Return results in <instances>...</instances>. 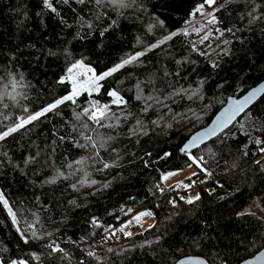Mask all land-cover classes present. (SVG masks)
Returning a JSON list of instances; mask_svg holds the SVG:
<instances>
[{
    "label": "trees",
    "instance_id": "obj_1",
    "mask_svg": "<svg viewBox=\"0 0 264 264\" xmlns=\"http://www.w3.org/2000/svg\"><path fill=\"white\" fill-rule=\"evenodd\" d=\"M51 2L58 14L43 8L42 0H0V132L68 95L70 83L59 81L72 62L83 61L100 74L126 56L146 54L100 81L98 92H82L75 104L66 101L0 141V192L26 236L32 224L41 237L30 239L29 249L0 205L5 264L10 259L172 264L185 255H200L208 264H238L258 251L264 245V218L239 210L260 194L264 199V94L222 133L181 152L184 140L206 125L229 95L238 96L264 79V19L249 24L252 0H216L215 27L229 39L217 43L219 52L211 63L176 32L204 0H136L123 9L107 3L97 7L94 0ZM254 3L260 7L253 15L264 13V0ZM174 32L157 47L142 50ZM197 81L203 93L200 105L179 95L183 90L189 96ZM111 90L126 103H109ZM92 101L109 105L114 117L102 123L113 127H99L83 115L76 120ZM195 115H200L196 123ZM81 132L114 139L104 148H82ZM81 160L83 164L76 163ZM103 163L110 167L104 169ZM188 165L194 172L185 182L205 174L211 179L193 190L198 200L187 203L193 198L190 192L171 205L164 198L167 190L158 188L161 177ZM125 205L131 210L121 213ZM141 209L150 211L153 224L119 236L116 243L107 241V230L115 235L112 228ZM49 244L63 251L52 252ZM88 248L95 256L87 255Z\"/></svg>",
    "mask_w": 264,
    "mask_h": 264
},
{
    "label": "snow or ice",
    "instance_id": "obj_2",
    "mask_svg": "<svg viewBox=\"0 0 264 264\" xmlns=\"http://www.w3.org/2000/svg\"><path fill=\"white\" fill-rule=\"evenodd\" d=\"M59 2H62L64 4H68L69 0H59ZM77 2L80 4H84L85 0H77ZM94 2H95L97 7L103 6L105 3H107L108 5H111L114 8L123 9V8H131L136 3V0H94ZM231 2H233V0H225V4H228ZM252 2H253V7H252L251 11H249L247 13V15L250 17L249 24H252L257 20L264 19V13L253 15V13L256 12V10L260 7V5L255 4L254 0H252ZM215 3H216V0H204V3L199 5L195 9L196 13H200L201 15H207L208 17H210L207 20V23L210 25H215L217 23V19L213 13H206L205 14L204 13V6L208 5L209 7H212ZM42 6H43V8L48 9L52 13H57V9L53 6V2H51V0H42ZM220 7L223 8L224 5H221ZM214 11H218V9H214ZM115 23H116L115 21L112 22V24H115ZM160 23H161V25L163 24L162 21H160ZM111 26L112 25H110L109 27H111ZM89 27H91V25H89ZM107 30L108 29H105L104 31H107ZM217 31H219V30H217ZM228 31H231V29H228ZM101 35H103V32L101 33ZM174 35H176L175 32L171 33L169 36L165 37L164 40L171 39V37ZM202 39H208V36L205 35ZM163 42L164 41H160V43H163ZM225 43H228V41H225ZM157 46H158L157 44H153L147 50H151L152 48H155ZM145 54H146L145 52H137L133 55H130L127 58L122 59L119 63L113 65L111 68H109L108 70H106L100 74H96V72L91 67H88L87 65H85L83 61H76L67 69V76L59 81L60 83H64L65 81L72 83L71 93L68 95H65L61 98L55 99L52 103L48 104L46 107H44L40 111H37L35 113H29L27 116H24V117H19L16 123L8 126L6 128V130L0 132V141L5 140L11 134L19 131L22 128H25L27 125L32 124L34 121L39 120L41 117L45 116V114H47L49 112H53L55 109L58 108L59 105L64 104L66 101H71L73 104H75L76 103V97H78L82 92L86 91V92H88L89 95H91L93 92H98L100 87H101V85L99 83L100 81H103L107 77L112 76L113 74L118 72L120 69L124 68L126 65L133 64L141 56H143ZM82 75L85 76L86 79L83 81H80L79 77ZM14 88H15V85H14ZM258 91H262V89H257L255 91L249 93V95L247 97H245L243 103H247L249 100H251L252 97H254ZM16 95H20V93H16ZM108 95L113 98L112 103L116 104L117 106L126 103L124 98L122 96H120L119 93L115 90L109 91ZM15 98L16 97L13 96V99H15ZM140 98H141L140 96L137 97V99H140ZM147 99H152V97H148ZM243 103L237 102L236 111H239L240 108L243 107ZM24 111L28 112V109L25 108ZM232 114L234 115L235 112H233ZM82 115L87 116V118L89 120H91L93 123L97 124L99 127H105V126L113 127V125H111V124L105 125L104 123H102V121L110 120L114 117V114L110 115V107L108 104H100L99 101H92L91 106L89 108H84L81 113L76 114V116H75L76 120L79 121ZM5 119H7V117H5ZM116 119L118 120V117H116ZM230 119H231V116L228 117V120H230ZM228 120H222L220 123H218L217 127L222 128V127L226 126ZM138 123H140V122L138 121ZM82 127L84 129L89 128V126L87 124H83ZM77 130L78 129H76L74 127V131H77ZM93 131H95V130H93ZM215 133H216V129L213 128L207 133V135H214ZM80 134L83 137V139L85 140L84 144L78 145L79 147H82V148H89V147L91 149L104 148L105 144L107 143L108 140L114 139V137H111V136H109L105 139L104 137L100 136L98 133H97V136L95 139L93 138V136L85 135L83 132H81ZM205 135H206L205 133H198L195 136H193L191 139V142L185 144L184 147L181 148V152L187 153L189 149L193 148L194 146L197 145L198 142L202 141L204 139ZM60 139L63 140L64 137H60ZM256 143L260 144L262 142L257 140ZM260 151L264 152V148H261ZM99 155H100L99 151H96L94 153V156L97 158L99 157ZM168 155H169V153L164 154V156H168ZM189 158L193 159V163H196L198 167L200 166L199 161H197L196 159H194L191 156ZM31 159H33V158H29V160H31ZM200 159L202 160L203 158L201 157ZM28 162L29 161H26L25 163H28ZM83 162L84 161H82V160L76 161L77 164H83ZM257 163H259V162L257 161ZM108 167H110V165L108 163H103L104 169H107ZM201 170L205 171V172L207 171L206 169H203V168H201ZM58 175H63V173H58ZM168 175H173V173H169ZM193 175H195V173ZM48 182L51 183L54 181H48ZM92 183H95V181H92ZM73 187H75V185H73ZM185 187H188V186L186 185ZM199 198H200L199 195H197L196 197L189 198L186 202L191 204V203H193L194 200H198ZM0 205H2L3 208L7 211L8 217L11 219L13 226L16 227L17 233L20 235L21 240L25 244H27L30 239L36 240V239L41 238L37 234L36 230H34V227L32 224L28 225L29 229H33L30 232V235H28V236H26L24 234V232L17 226L18 225L17 213L13 211V209L9 205L8 200L5 198V196L2 192H0ZM150 214L151 213H140L136 217V219L139 220L140 216L150 215ZM95 223H96V221L94 219L93 224H95ZM121 231H122V229H121ZM49 235H51V234L49 233ZM125 235H131V233H125ZM47 247L51 248L52 252H62L63 251V249L59 248V246H53V244H49V245H47ZM5 250L6 249H0V251H5ZM108 251L111 252V251H113V249L109 248ZM31 255H32L33 259H39V257L35 253H32ZM87 255L88 256H95V253L93 251H88ZM262 255H264V254H262ZM257 259L259 260V259H261V257H257ZM0 264H5V261L3 260L2 257H0ZM7 264H28V262L24 259H10L9 261H7ZM81 264H84V262L81 261ZM180 264H184V262L181 261ZM246 264H247V262H246Z\"/></svg>",
    "mask_w": 264,
    "mask_h": 264
},
{
    "label": "rangeland",
    "instance_id": "obj_3",
    "mask_svg": "<svg viewBox=\"0 0 264 264\" xmlns=\"http://www.w3.org/2000/svg\"><path fill=\"white\" fill-rule=\"evenodd\" d=\"M198 6H196V8ZM212 8H214V5L212 7L205 5L204 6V13L205 14L206 13H212ZM195 9L191 13V15L187 18V20L183 23V25L176 32L181 33L187 39L189 46L192 50L197 51L203 57L208 56V58L210 59V63H211L214 59L217 58V54L219 52V50L216 47L217 43H221L224 40H228L229 35L226 36V33H224L223 31H217L215 25H210L207 23V20L210 17H208L207 15H201L200 13H196ZM170 34L171 33L165 34L161 39L156 41L154 44L159 45L160 41L164 40V38L169 36ZM205 35L208 36V39H202ZM150 46H146L142 50L145 51V50L149 49ZM127 57L128 56H126L125 58H127ZM76 61H80V60H76ZM76 61L72 62L66 68V71H65L62 78L67 76V69ZM85 79H86V77L83 75L79 77L80 81H83ZM201 87L202 86H201L200 82L197 81V84L195 85V89H193V92L189 96L184 95L183 90L179 91V95L184 96L186 99H187V97H189L191 100H197L198 101L197 105H200L203 103V102H201V100L203 99V93H202ZM71 91H72V83H70L69 94L71 93ZM86 93H88V92H86ZM216 95H217V93L215 94V96ZM112 100H113V98L110 97L109 103L113 104ZM114 105H116V104H114ZM196 112H200V111L194 110L193 114ZM204 112H205V109H203L202 113H204ZM193 117H194L195 123L197 121H199V119H200V115H195ZM238 123L243 125L241 123V121L240 122L238 121ZM193 172H194V169H193L192 165L185 166L184 168L179 169V170L167 172V173L162 175V177H161L162 183L161 184L165 187V189L166 188L169 189L172 187L173 184L177 185V184L185 183L184 178L190 176ZM169 173H173V175H168ZM195 195H196V191H194V192L192 191L188 197H193ZM140 213H150V211L148 209H141L139 211H136L134 214H131L129 217H127L122 222H120L119 224H117L116 226H114L112 228L115 235L125 237V236H128V235H125V233L133 234V233L139 232V231L149 227L151 224H153L154 219H153L152 214L140 216L139 220H137L136 217ZM239 213H241V214L247 213V214H252V215L259 217V218H264V199L262 198V195L260 194V195H258V197H255L252 200H250L249 202H247L239 210ZM17 226L26 235V231L21 227V225L19 223ZM121 229H122V231H121ZM25 245L30 249L29 242Z\"/></svg>",
    "mask_w": 264,
    "mask_h": 264
},
{
    "label": "water",
    "instance_id": "obj_4",
    "mask_svg": "<svg viewBox=\"0 0 264 264\" xmlns=\"http://www.w3.org/2000/svg\"><path fill=\"white\" fill-rule=\"evenodd\" d=\"M262 89V91H258L254 97H252L251 100H249L247 103H243L245 97L249 95V93L257 90ZM264 94V79L258 81L253 86L248 88L245 92L242 94L236 96V95H229L224 104L216 111V113L212 116V118L209 120V122L204 125L203 127L197 129L193 133H191L182 143L181 148L184 147L185 144L190 143L193 136H195L198 133H205L204 139L197 143L196 146L189 149L188 152L193 151L198 146L210 141L220 133H222L224 130H226L228 127H230L237 118L242 115L256 100H258L262 95ZM237 102L243 103V107L240 108L239 111H236L237 108ZM235 112L233 115L232 113ZM231 116V119L228 120V117ZM222 120H228L226 126L220 128L217 127L218 123H220ZM215 128L216 133L214 135H207V133ZM187 152V153H188ZM184 153V152H183ZM173 189L176 188V185L172 187ZM131 207L128 205H125L121 209V213H128L130 212ZM264 245L256 251L253 255L241 260L238 264H264ZM257 257H261V259H257ZM183 261L184 264H208L207 260L200 256V255H185L178 259H176L172 264H180V262Z\"/></svg>",
    "mask_w": 264,
    "mask_h": 264
},
{
    "label": "built area",
    "instance_id": "obj_5",
    "mask_svg": "<svg viewBox=\"0 0 264 264\" xmlns=\"http://www.w3.org/2000/svg\"><path fill=\"white\" fill-rule=\"evenodd\" d=\"M211 179L210 175L208 174H205L203 176H199V177H196L194 179H192L191 182L187 183H181V184H177L176 185V188H166L162 185V184H159L158 185V188L159 189H164V190H167V195L164 197L165 199H168L170 201V204L173 205L176 200L179 198V197H184L186 195H188L190 192H192L193 190L201 187L202 185L206 184L209 180ZM188 186V187H185V186ZM109 232V230H107L103 235L107 236V241L110 242V243H116L119 239V236L117 235H107ZM91 249L88 248V251H90Z\"/></svg>",
    "mask_w": 264,
    "mask_h": 264
},
{
    "label": "crops",
    "instance_id": "obj_6",
    "mask_svg": "<svg viewBox=\"0 0 264 264\" xmlns=\"http://www.w3.org/2000/svg\"><path fill=\"white\" fill-rule=\"evenodd\" d=\"M134 213H135V212H134ZM134 213H132V214H134ZM129 216H130V215H129ZM129 216H128V217H129Z\"/></svg>",
    "mask_w": 264,
    "mask_h": 264
}]
</instances>
